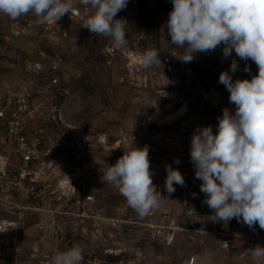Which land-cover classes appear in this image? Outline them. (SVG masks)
I'll list each match as a JSON object with an SVG mask.
<instances>
[{"label": "clouds", "instance_id": "1", "mask_svg": "<svg viewBox=\"0 0 264 264\" xmlns=\"http://www.w3.org/2000/svg\"><path fill=\"white\" fill-rule=\"evenodd\" d=\"M80 2L90 6L91 12L83 27L109 37L116 49L127 45V21L115 17L126 9L129 0ZM171 2L173 8L165 25L167 39L139 55L142 69L161 66L159 53L170 47L179 49L174 56L188 64L196 54H207L221 45L225 59L234 51L240 60L250 59L258 66V74L251 79L233 80L231 73L239 67L236 59L229 70L220 73L219 83L229 92V103L235 105V110L223 108L215 133L211 125L194 129L190 163L195 178L202 182V203L213 212L210 217L214 223L227 224L235 218L250 229L255 230L258 224L264 230V0ZM74 7L75 0H0V13L15 20L31 12L38 25L56 23L66 13L73 14ZM243 71L250 72L247 64ZM174 163L179 164L180 160L177 158ZM165 171V190L171 196L176 191L174 185L185 186V178L171 164H165ZM153 176L146 146L124 152L101 180L116 185L127 205L143 219L169 200L157 189ZM192 195L195 197L196 193ZM245 254L264 258V246L249 247ZM83 260L82 246L75 244L58 251L52 264H82Z\"/></svg>", "mask_w": 264, "mask_h": 264}, {"label": "built area", "instance_id": "2", "mask_svg": "<svg viewBox=\"0 0 264 264\" xmlns=\"http://www.w3.org/2000/svg\"><path fill=\"white\" fill-rule=\"evenodd\" d=\"M139 12L140 0H129L126 9L115 17L127 21L128 43L120 49L113 47L109 37L98 36L83 27L91 12L90 6L84 5L80 0H75L73 14L66 13L56 23L38 25L37 17L31 12L15 20L0 13L2 40L7 43L14 38L27 39L33 49L32 58L25 63L21 72L20 83L9 96L0 101V124L4 136L0 144V202L7 207L0 214V235L19 234L23 230L26 215L22 211L35 214L36 221L32 228L38 236V244H43L44 249L39 252V264H52V258L58 251L72 247L85 234L87 222L107 220L110 228L119 224V221L102 216V209L97 205L95 197L85 189L82 180L86 170L84 165L71 167L66 164L55 168L49 163L59 152L83 154L82 146L91 142L88 135L69 128L52 136H47L42 131L28 134L26 118L31 110L32 95L56 88L60 77L65 73L61 56L48 55L45 49L60 34H65L67 26L77 25L99 39L101 53L107 64L119 62L130 72L143 71L146 74L145 82L152 79L155 71H158L178 84L183 94L189 96L195 90L198 96L207 99L214 106L209 88L205 90L201 84L199 75L202 72L196 66L201 53L196 54L193 62L185 64L174 56L180 50L170 47L159 53L163 66L141 68L139 55L146 49L158 47L159 44L152 45V33L158 27L140 23ZM160 35V41L167 39L165 35ZM222 48L223 45L208 53L212 77L219 78L232 60L237 59L234 51L225 59ZM45 80L46 83L43 84ZM219 104L217 102L215 105ZM203 212L205 217L198 219L195 231L197 234L212 237L217 249L229 250L232 241L244 243L247 249L264 244V230L258 224L253 230L235 218L227 224L214 223L210 217L213 212L207 205ZM93 233L90 242H98V245L83 251L82 264H148L144 261V256L132 247L108 244L102 238L99 225L94 227ZM47 244L51 245L49 249ZM185 264H195V257H189Z\"/></svg>", "mask_w": 264, "mask_h": 264}, {"label": "rangeland", "instance_id": "3", "mask_svg": "<svg viewBox=\"0 0 264 264\" xmlns=\"http://www.w3.org/2000/svg\"><path fill=\"white\" fill-rule=\"evenodd\" d=\"M172 8L171 0H140L138 21L158 27L152 33V45L159 44L160 34L167 37V28H159L162 24L166 25ZM45 51L48 55L61 56L65 73L60 77L56 88L32 95L31 110L26 118L28 134L42 131L43 134L52 136L69 128L88 135L91 142L82 146L83 154L59 152L55 155V160L62 166L84 165L86 170L82 180L85 189L103 204L110 216L115 217L116 200L122 204L126 199L116 185L102 182L103 173L124 152L134 147H148L151 168H158L165 158L168 159L167 164H172L169 156L175 158L177 152L182 154V151L191 146L190 137L196 128L192 126L194 117L190 113L179 117L181 100L164 92L170 89L169 83L168 87L163 83L146 87L142 71L130 72L119 62L107 64L101 53V41L77 25L67 26L65 34H60ZM32 53L29 40L14 38L6 43L0 36V101L18 86L21 72L25 63L32 58ZM203 55L206 70L199 75L201 84L205 90L210 85L219 87V78L212 77L210 72L209 55ZM246 64L250 72L243 71ZM241 68L242 72L239 73L238 68L235 73H231L236 75L232 76L233 80L238 77L251 79L258 74V66L251 60L244 62ZM229 69L230 66L227 70ZM42 83H46V80ZM191 94L205 106L206 103L210 104L207 99L198 96L195 90ZM185 119L191 125L184 129L181 123ZM3 140L0 124V144ZM205 205L201 208L200 215ZM4 209H7L6 205L0 202V214ZM125 212V220H120L122 222L111 234L122 246H130L135 231L130 225L123 223L129 217V213ZM21 213L26 214L23 211ZM26 215L27 226L20 234L0 235V264H39L41 261L40 253L36 252V245L30 239L31 234L22 235L25 230L27 233L31 232L32 217ZM136 232L142 235L144 231L139 227ZM152 243L161 254H171L160 245L158 239H154Z\"/></svg>", "mask_w": 264, "mask_h": 264}, {"label": "crops", "instance_id": "4", "mask_svg": "<svg viewBox=\"0 0 264 264\" xmlns=\"http://www.w3.org/2000/svg\"><path fill=\"white\" fill-rule=\"evenodd\" d=\"M161 28L165 30L166 27L162 24L159 29L161 30ZM204 59L205 56L200 54L196 64L197 69L201 71L202 74L204 73L203 71L206 70V67L203 65ZM248 61H250V59ZM248 61L240 60L237 57L238 68H240L239 73L242 72V64ZM142 76L145 79L146 74L143 71ZM166 78V76L155 71L153 78L145 82L147 85L146 87H148V85L152 86L155 83H163L165 87H168ZM167 79L170 84V89L165 90V94L176 96L181 100V108L178 111V115L179 117H185L190 113L191 116L194 117L192 126L211 125L215 133L218 125L217 117L222 115L223 108L227 107L232 111L235 110V105L229 103L230 94L222 84L219 87L210 85L209 93L212 97L211 102L214 106L207 103L205 106L200 100L194 99L193 94L189 96L183 94L178 84L169 78ZM238 79L240 78L238 77ZM217 102L220 104L216 106L215 104ZM187 120L188 119H185L181 123V127L184 129L191 125L189 122H186ZM190 145L191 144H189V146ZM169 157H171L169 161L172 162V167L178 168L184 176L185 186L181 187L179 185H174L176 191L171 196H168L165 190V164H167L168 159L165 158L158 168L154 169L150 166V170L154 173L153 183L157 186L162 196L167 197L169 200H164L157 210L143 219H141L135 210L128 206L126 202L121 204L118 199L116 200L117 202L114 209L116 211V216L112 217L108 214L103 204L96 200L97 205L102 209V216L106 219L119 221L120 224L122 222L120 220H125L124 218H126L125 210L129 213V217L126 219L127 221H123V223L125 222V224L130 225L135 231L130 247L140 252L144 256V261L148 264H185L187 259L193 256L195 257V264H264V258L257 259L246 255L244 252L247 247L240 241H232L229 250H219L215 247L212 237L207 235L200 237L199 234L196 233L195 229L198 219L205 217L204 212L200 215V210L204 205L202 203L204 194L200 191V184L202 182L195 178L194 167L190 163V148L187 147V149L182 151V154L177 152L175 158L172 156ZM177 158L180 160L179 164L174 163V160ZM49 163L55 168L61 166V164L56 163L55 156ZM192 193H196V196L194 197ZM26 214L32 217V222L30 224L31 232L27 233V230H25L24 233L31 234L30 239L33 245H36L35 247L38 252H42L44 250L43 244H38V236L32 228V224L36 221V215L30 212ZM119 224L115 228H110L107 220L89 221L84 229L85 234L77 239L75 244H80L83 251L90 249L93 245H98V242L91 243L90 239H92V235H94V227L96 228L99 225L102 238L105 239L108 244L113 243L122 246L111 234V232L118 228ZM25 226H27L26 217L24 219L23 228ZM139 227H141V231H144L142 235L136 232V229H139ZM154 239H158L160 245L167 248L171 254L165 255L157 251V246H153L154 244L152 243ZM50 246V244H47V249H49ZM261 246H264V244H261ZM31 247L33 246L31 245ZM184 251L186 252L182 253ZM31 257L35 256L31 255ZM37 257H39V254Z\"/></svg>", "mask_w": 264, "mask_h": 264}]
</instances>
